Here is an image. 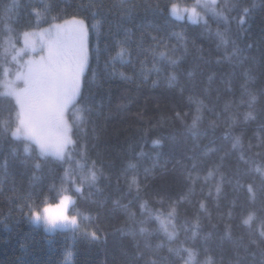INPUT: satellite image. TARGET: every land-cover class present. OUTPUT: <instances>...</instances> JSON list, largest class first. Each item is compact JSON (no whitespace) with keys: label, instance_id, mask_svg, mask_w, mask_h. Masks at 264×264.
<instances>
[{"label":"trees","instance_id":"1","mask_svg":"<svg viewBox=\"0 0 264 264\" xmlns=\"http://www.w3.org/2000/svg\"><path fill=\"white\" fill-rule=\"evenodd\" d=\"M195 3L18 0L9 22L0 0V91L24 32L83 19L89 50L69 91L29 74V111L47 130L68 119L70 160L13 137L0 92V264H264V0L174 16ZM65 194L72 231L30 222Z\"/></svg>","mask_w":264,"mask_h":264},{"label":"rangeland","instance_id":"2","mask_svg":"<svg viewBox=\"0 0 264 264\" xmlns=\"http://www.w3.org/2000/svg\"><path fill=\"white\" fill-rule=\"evenodd\" d=\"M216 1L217 0H196V3L188 8H183L184 10H187V13H185L184 11H179V10H174V16L176 17H182V16H186L188 18L189 21L192 22H197V21H202L205 19L206 15L210 14V12L212 11V14H214V12L216 13L215 9H211V11L206 9V4H209L212 7H215L216 5ZM209 8V6H208ZM190 10V11H188ZM72 21V20H69ZM59 23H63V22H59ZM51 25L41 28V29H37V30H31L28 31L29 33H39L42 32L45 29L50 28ZM72 27L74 28V30L76 31V33L78 34V36L81 39V42L73 48H69L72 50V52L75 51L76 53V58H77V66H76V72L77 74L75 75V77L79 80L81 77L83 78V75L85 73V67L88 64V45L86 42H83V31L82 28L80 26V24L77 22L75 24L72 25ZM10 46H13V50H11V55L13 56L15 54V52L19 51L20 49L24 48V38H23V33L21 34L20 37H18L15 41H11L9 42ZM60 49H57L55 47V45H53V49H52V55L50 58L46 59V61L40 65L39 67V71H48L49 70V66L51 63H55L57 61V59L59 58L60 55ZM10 51V48H9ZM78 53H77V52ZM48 48L47 46H44L43 44H41L40 41H37V51L34 53H24L21 54V56L17 57L16 61L12 60L11 57V61L8 62V67H4L3 70V76L1 78L2 81V91H0L2 94H6L12 97V99L14 100V102L16 101L18 109H17V113H18V122H17V129L19 130V136L16 138H22L25 140H29L32 141L34 143H36L38 146V150H39V154L41 156H49L51 158L57 159L59 161H67L66 159L68 158V160L71 159V153L70 151L66 150V147L68 144L71 145V138H70V123L67 120L60 119L59 121V126H60V131L55 130V129H50L47 130V127L39 124L38 122L34 121L35 117L34 115L29 111L28 105L31 106L30 103H28V95L30 92H28L29 89V84L32 82V79L30 76H28L27 81L21 77L19 79L16 78V73L18 71H25L24 69H20V65L22 63H24L27 59H32L34 61H39L41 56H45L48 57ZM5 69H7V74H5ZM50 71V70H49ZM81 74V75H80ZM48 75V73H47ZM78 75H80L78 77ZM6 82H12L10 85L6 86ZM76 91H78V89H76L75 95L73 98L76 97L77 93ZM69 106V104H67ZM73 106V104H71L69 106V108L64 110V113L67 114L68 110H70V108ZM32 107V106H31ZM16 129V128H15ZM15 129L13 131H15ZM43 148H47V149H56V150H62L65 158L63 160L57 158L55 155L50 153H41V150ZM67 196L69 199V202L66 206L65 209V215L69 217V221H57L54 224H50L48 223V221L43 218V215L41 216V219L39 220H33L31 217H29L30 222L35 225L38 226L35 223L38 222H42L43 226H40L46 233L52 234L54 232H58V231H72V225L73 223H71V219H75L76 221V225H77V219L75 217V215L73 214H69L67 212V208H69V204L70 201L72 202L74 197L65 194L63 195L58 201L57 203H59V201L64 197ZM55 203V204H57ZM53 204V205H55ZM35 222V223H34ZM75 225V227H76ZM74 227V228H75ZM72 228V229H71Z\"/></svg>","mask_w":264,"mask_h":264},{"label":"snow or ice","instance_id":"3","mask_svg":"<svg viewBox=\"0 0 264 264\" xmlns=\"http://www.w3.org/2000/svg\"><path fill=\"white\" fill-rule=\"evenodd\" d=\"M19 4L18 0H11V4L8 5L7 8H5L3 16L6 18L9 22H11L12 17L9 15L14 10L18 9ZM79 23L82 31H83V42L86 45L87 42V36H88V28L84 24L83 19L79 18H73L72 21H69L68 19H65L63 23H54L51 25L50 28L43 30L39 33H29L24 32L23 38H24V48L20 49L19 51L15 52V54L12 56V60L16 61L17 57L21 56V54L24 53H34L37 51V41H40L41 44L44 46H47L48 48V57L41 56L39 61H34L32 59H27L24 63L20 65V69H24L25 71H18L16 73V78L19 79L23 77L26 81L28 79L29 74L39 71V67L41 64H43L46 59L50 58L52 55V49L53 45L57 49L60 48H73L76 47L80 42L81 39L72 27L73 24ZM93 28H97V25L94 23L92 25ZM121 52H123V49H121ZM175 63V61H173ZM5 74H7V69H5ZM174 78V77H173ZM12 82H6V86L10 85ZM255 97H253V100ZM249 117L252 115L251 113L247 114ZM13 137L19 136V130L16 128L15 131L12 133ZM55 155L57 158L63 160L65 158V155L62 150H56V149H47L43 148L41 150V153H50ZM37 167H39V164H37ZM258 172H261L262 170L257 168ZM264 174V172H262ZM93 179H95V176H93ZM249 191L252 192V189L249 188ZM252 199L255 200V193H253ZM69 202V199L67 196H64L59 203L53 205L50 204L47 200L44 202L43 207L37 211L35 208L30 207V212L28 213L33 220H39L41 219V216L43 215V218H45L48 223L54 224L57 221H69V217L65 215V209ZM253 219V215H249L246 220H244L245 224H249L251 220ZM71 223L75 224V219H71ZM143 231V229H142ZM261 236L264 237V231H261ZM169 238L172 239L174 236V233L169 232L168 233ZM252 243H257L255 240L252 241ZM169 251H172V249H169ZM191 255V254H190ZM146 264H157L156 260H148L146 261ZM210 264V262H209Z\"/></svg>","mask_w":264,"mask_h":264},{"label":"flooded vegetation","instance_id":"4","mask_svg":"<svg viewBox=\"0 0 264 264\" xmlns=\"http://www.w3.org/2000/svg\"><path fill=\"white\" fill-rule=\"evenodd\" d=\"M59 58L55 63H51L49 66L48 75L35 73L33 76H39L44 78V83H58L61 89H69L72 87V80L76 75L77 60L75 54L71 50H66V48H61ZM51 76V78H50ZM51 81V82H50ZM40 105V103H39ZM38 105V107H40ZM36 108V107H35ZM34 110V108H33Z\"/></svg>","mask_w":264,"mask_h":264}]
</instances>
